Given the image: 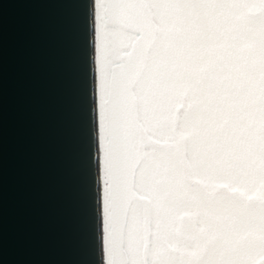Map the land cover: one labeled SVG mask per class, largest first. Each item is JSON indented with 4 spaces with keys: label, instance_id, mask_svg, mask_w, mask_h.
<instances>
[{
    "label": "snow or ice",
    "instance_id": "6c2138e0",
    "mask_svg": "<svg viewBox=\"0 0 264 264\" xmlns=\"http://www.w3.org/2000/svg\"><path fill=\"white\" fill-rule=\"evenodd\" d=\"M97 4L108 264H264V0Z\"/></svg>",
    "mask_w": 264,
    "mask_h": 264
},
{
    "label": "water",
    "instance_id": "95a60500",
    "mask_svg": "<svg viewBox=\"0 0 264 264\" xmlns=\"http://www.w3.org/2000/svg\"><path fill=\"white\" fill-rule=\"evenodd\" d=\"M94 68L93 0H0V264H102Z\"/></svg>",
    "mask_w": 264,
    "mask_h": 264
},
{
    "label": "bare ground",
    "instance_id": "6f19581e",
    "mask_svg": "<svg viewBox=\"0 0 264 264\" xmlns=\"http://www.w3.org/2000/svg\"><path fill=\"white\" fill-rule=\"evenodd\" d=\"M97 13H98V4L97 0H93V46H94V84H95V91H94V113H95V122H96V97H97V84H98V65L101 55L100 45H101V33L99 32V21L97 20ZM96 127V149H97V156H102L101 149L103 145L102 141V133L97 128V123L95 124ZM97 167H98V182H99V204H100V238H101V255H102V264H108V244H107V233L105 230V226L102 223L101 219V172H102V161L97 159Z\"/></svg>",
    "mask_w": 264,
    "mask_h": 264
},
{
    "label": "rangeland",
    "instance_id": "374dc122",
    "mask_svg": "<svg viewBox=\"0 0 264 264\" xmlns=\"http://www.w3.org/2000/svg\"><path fill=\"white\" fill-rule=\"evenodd\" d=\"M114 35L115 37L113 38ZM123 38L124 36L120 34L119 30H116L115 32L111 34V45L114 51L117 53L127 52L131 48L133 41L127 38L126 43L123 45L121 43ZM100 50H101V45H100ZM258 264H259V261H258Z\"/></svg>",
    "mask_w": 264,
    "mask_h": 264
},
{
    "label": "flooded vegetation",
    "instance_id": "af4514ba",
    "mask_svg": "<svg viewBox=\"0 0 264 264\" xmlns=\"http://www.w3.org/2000/svg\"><path fill=\"white\" fill-rule=\"evenodd\" d=\"M114 37H115V35H114ZM127 39V38H126Z\"/></svg>",
    "mask_w": 264,
    "mask_h": 264
}]
</instances>
